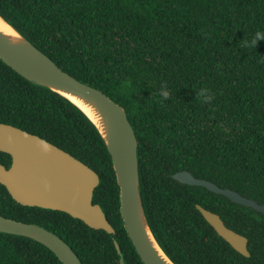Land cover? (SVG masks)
<instances>
[{"label": "trees", "instance_id": "16d2710c", "mask_svg": "<svg viewBox=\"0 0 264 264\" xmlns=\"http://www.w3.org/2000/svg\"><path fill=\"white\" fill-rule=\"evenodd\" d=\"M0 15L70 76L124 108L138 142L149 227L175 264H264V214L175 181L186 170L264 204V0H0ZM201 87L213 99L197 98ZM169 92L167 99L161 89ZM0 123L37 135L94 170L114 234L60 211L24 207L0 184V215L60 236L82 264H143L123 227L111 157L74 105L0 60ZM11 158L0 152V164ZM196 205L247 238L237 253ZM119 246V255L116 251ZM0 264H62L33 240L0 233Z\"/></svg>", "mask_w": 264, "mask_h": 264}, {"label": "water", "instance_id": "95a60500", "mask_svg": "<svg viewBox=\"0 0 264 264\" xmlns=\"http://www.w3.org/2000/svg\"><path fill=\"white\" fill-rule=\"evenodd\" d=\"M0 20L14 34L0 31V60L25 80L57 94L74 105L94 126L111 157L119 187V211L126 234L143 264H175L159 246L146 217L141 198L138 142L134 127L123 107L103 91L62 71L2 15ZM12 41L14 44L9 43ZM67 95L88 106L99 126ZM0 152L11 158L8 168L0 164V184L21 206L60 211L95 230L114 234L98 204L92 202L99 184L98 174L69 153L37 135L0 123ZM172 178L188 186L202 187L231 203L264 214V204L229 188L194 177L186 170ZM204 220L237 253L249 257L247 238L228 228L216 213L196 205ZM0 233L24 237L48 248L62 264H82L72 248L57 234L36 224L23 223L0 215ZM119 255L120 249L114 242ZM117 264H125L120 256Z\"/></svg>", "mask_w": 264, "mask_h": 264}, {"label": "clouds", "instance_id": "9594fccd", "mask_svg": "<svg viewBox=\"0 0 264 264\" xmlns=\"http://www.w3.org/2000/svg\"><path fill=\"white\" fill-rule=\"evenodd\" d=\"M0 38H5V37L0 36ZM7 41L9 43L14 44L10 40H7ZM259 41H264V32H261V31L255 32L254 36L250 40L243 41V46L256 47ZM160 95L163 99H167L169 96V92L165 88H162ZM197 98L203 103H209L213 99V96L211 95L210 90L208 88L201 87L199 91L197 92Z\"/></svg>", "mask_w": 264, "mask_h": 264}, {"label": "bare ground", "instance_id": "6f19581e", "mask_svg": "<svg viewBox=\"0 0 264 264\" xmlns=\"http://www.w3.org/2000/svg\"><path fill=\"white\" fill-rule=\"evenodd\" d=\"M0 31L7 35L14 34L12 30L7 25H5L1 20H0ZM66 97H68L70 100L75 102L78 106H80L90 116V118L99 126L98 118L95 116V114L91 111V109L88 106L84 105L81 101H79L78 99L74 97H71L69 95H67Z\"/></svg>", "mask_w": 264, "mask_h": 264}]
</instances>
